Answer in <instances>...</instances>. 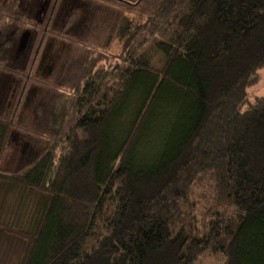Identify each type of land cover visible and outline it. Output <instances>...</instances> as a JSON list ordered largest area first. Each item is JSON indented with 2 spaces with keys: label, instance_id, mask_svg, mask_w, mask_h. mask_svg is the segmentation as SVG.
<instances>
[{
  "label": "trees",
  "instance_id": "16d2710c",
  "mask_svg": "<svg viewBox=\"0 0 264 264\" xmlns=\"http://www.w3.org/2000/svg\"><path fill=\"white\" fill-rule=\"evenodd\" d=\"M98 2L140 18L87 42L77 13L56 24L51 2L26 58L0 56V75L19 78L0 156L15 130L44 142L0 169L31 200L24 226L0 220L26 244L17 264H194L209 252L264 264V95L247 91L264 66V0ZM19 19L0 9V31ZM51 35L67 47L18 122Z\"/></svg>",
  "mask_w": 264,
  "mask_h": 264
},
{
  "label": "rangeland",
  "instance_id": "374dc122",
  "mask_svg": "<svg viewBox=\"0 0 264 264\" xmlns=\"http://www.w3.org/2000/svg\"><path fill=\"white\" fill-rule=\"evenodd\" d=\"M40 1V0H39ZM46 1V0H41ZM91 0H64L61 4L58 20L60 24L70 12L78 15L75 31L87 42H99L105 39L107 33L123 18H140L136 14L123 11L113 4L98 2L91 6ZM25 6V0H23ZM36 4H32V10ZM50 35V34H49ZM60 37L48 36L43 49L34 58L31 79L27 83L25 95L21 98L16 121L29 123L30 108L34 99L42 92L44 83L55 71L56 63L61 59L67 47L66 41ZM118 45L111 46L115 49ZM31 60V59H30ZM28 59V62H30ZM17 63H21L20 61ZM57 69V68H56ZM19 78L10 75H0V113L7 114L17 98L16 84ZM250 96L264 95V66L259 69V79L247 88ZM44 142L29 134L14 131L10 134L8 144L0 156V169L17 170L23 163L30 160L43 148ZM30 197L24 192L6 184H0V220H7L12 225H23L31 211ZM19 227V226H18ZM26 244L6 236L0 232V264H17L22 257ZM194 264H224L223 257L216 253H205Z\"/></svg>",
  "mask_w": 264,
  "mask_h": 264
},
{
  "label": "flooded vegetation",
  "instance_id": "af4514ba",
  "mask_svg": "<svg viewBox=\"0 0 264 264\" xmlns=\"http://www.w3.org/2000/svg\"><path fill=\"white\" fill-rule=\"evenodd\" d=\"M64 0H0V9L12 6L18 15L23 19L10 21L5 31H0V56L7 55L10 58L25 59L29 53L30 43L33 38L39 35V27L42 26L47 15L51 2H58L55 22L58 20L59 10ZM32 4H36V9L32 10ZM35 26L36 33L32 31ZM24 33H28L23 46L20 47ZM46 41V40H45ZM43 46L40 48V51Z\"/></svg>",
  "mask_w": 264,
  "mask_h": 264
},
{
  "label": "water",
  "instance_id": "95a60500",
  "mask_svg": "<svg viewBox=\"0 0 264 264\" xmlns=\"http://www.w3.org/2000/svg\"><path fill=\"white\" fill-rule=\"evenodd\" d=\"M27 34H28V33H24V34H23L22 39H21L20 47L24 45L25 40H26V37H27V36H26Z\"/></svg>",
  "mask_w": 264,
  "mask_h": 264
}]
</instances>
